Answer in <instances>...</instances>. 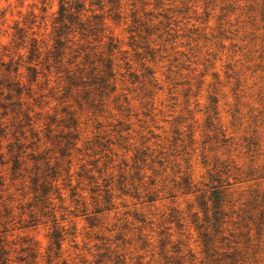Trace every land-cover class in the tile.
Masks as SVG:
<instances>
[{
    "label": "clouds",
    "instance_id": "obj_1",
    "mask_svg": "<svg viewBox=\"0 0 264 264\" xmlns=\"http://www.w3.org/2000/svg\"><path fill=\"white\" fill-rule=\"evenodd\" d=\"M0 105V264H264V0H0Z\"/></svg>",
    "mask_w": 264,
    "mask_h": 264
},
{
    "label": "rangeland",
    "instance_id": "obj_2",
    "mask_svg": "<svg viewBox=\"0 0 264 264\" xmlns=\"http://www.w3.org/2000/svg\"><path fill=\"white\" fill-rule=\"evenodd\" d=\"M166 19H167V17H166ZM217 210H219L218 212H219V214L217 215L215 212L217 211ZM216 211L213 213V216H212V218H211V224L212 225H214L215 226V218H218V217H220V226L222 225V222L225 220V215H221L220 213L223 211V202H221V204H220V206H219V208H217L216 209ZM142 223H144L145 221H141ZM176 223H177V226L178 227H180V225H179V221L177 220V221H175ZM206 223H207V221H206ZM218 230H219V228H218ZM217 230V231H218ZM118 239H120L121 237H117ZM141 260H142V258H141ZM138 264H139V262H138ZM165 264H171V262L170 261H168V260H165Z\"/></svg>",
    "mask_w": 264,
    "mask_h": 264
},
{
    "label": "trees",
    "instance_id": "obj_3",
    "mask_svg": "<svg viewBox=\"0 0 264 264\" xmlns=\"http://www.w3.org/2000/svg\"><path fill=\"white\" fill-rule=\"evenodd\" d=\"M34 62V61H33ZM36 69H33V68H30V69H28V71H35ZM4 71L5 72H10L11 71V69L10 68H5L4 69ZM6 99H11V96H9V97H7ZM3 105H0V107H2ZM13 167H16L17 169H18V164H16V165H14ZM36 183H39V181H36ZM222 202V201H221ZM221 202H219V206H220V204H221ZM219 206L217 207V208H219ZM219 210H217L215 213L218 215L219 214V212H218ZM220 217H218V218H215V226H216V230H218V228H219V226H220Z\"/></svg>",
    "mask_w": 264,
    "mask_h": 264
}]
</instances>
